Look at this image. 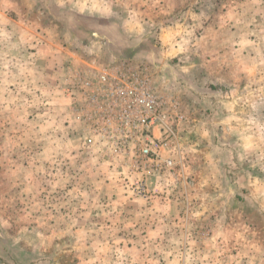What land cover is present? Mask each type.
Listing matches in <instances>:
<instances>
[{
  "label": "rangeland",
  "instance_id": "1",
  "mask_svg": "<svg viewBox=\"0 0 264 264\" xmlns=\"http://www.w3.org/2000/svg\"><path fill=\"white\" fill-rule=\"evenodd\" d=\"M103 71L171 104L146 198L62 94ZM0 264H264V0H0Z\"/></svg>",
  "mask_w": 264,
  "mask_h": 264
},
{
  "label": "built area",
  "instance_id": "2",
  "mask_svg": "<svg viewBox=\"0 0 264 264\" xmlns=\"http://www.w3.org/2000/svg\"><path fill=\"white\" fill-rule=\"evenodd\" d=\"M65 78L61 91L71 100L70 110L87 153L120 167L130 192L148 197V177L174 166L172 157L163 156L172 130L161 131L171 115V104L156 93L148 76L103 71Z\"/></svg>",
  "mask_w": 264,
  "mask_h": 264
},
{
  "label": "crops",
  "instance_id": "3",
  "mask_svg": "<svg viewBox=\"0 0 264 264\" xmlns=\"http://www.w3.org/2000/svg\"><path fill=\"white\" fill-rule=\"evenodd\" d=\"M65 26L66 27H68V31H70L71 29L69 28V24H67V23H65V25H64V27L62 28V27H60V31H64L65 30ZM58 27V26H57ZM59 28V27H58ZM73 45V44H72ZM77 45H79L80 47H82V43L81 44H77ZM71 46V45H70ZM69 44H67V42L66 41H63V40H61V41H51V40H47L46 41V48H48V50H49V53L50 54H52L53 53V51H59V55H57L58 57H59V59H61V60H63V61H66L65 59V57L66 56H64V54L66 53V51L69 49ZM70 61H71V63H72V67L73 66H75L76 64H78L79 63V60H78V58H76L75 60L74 59H70ZM81 61V60H80ZM64 71H66L65 70V67H64V69H63ZM63 72V71H62ZM61 72V73H62ZM51 155V154H50ZM54 155H56L55 153L53 154V156ZM64 155H66L65 153H63V152H61V159H64ZM51 157V156H50ZM66 162V161H65ZM84 164V163H83ZM83 164H81L79 167H81L82 169H85V168H83ZM95 170H93L92 171V168L90 169L92 172H93V175H95V173L98 171V170H96L97 169V167H95L94 168ZM96 174H98V172L96 173ZM70 174H67V176H69ZM84 175H85V172H82V173H79V177L80 178H83V180H85L86 178L84 177ZM96 183V182H95ZM84 188H80V191H83V193L84 194H86V195H91V191H94V189L93 188H95L94 186H92V184L90 185L89 184V186H87L86 184L83 186ZM85 187H89L88 189L87 188H85ZM79 191V192H80ZM69 192H70V190H69ZM101 193V192H100ZM81 202H83V201H87V199L86 200H80ZM88 202V201H87ZM77 204H78V202H77ZM83 204V203H82ZM89 205V202H88V204H83V206L82 207H87ZM95 206H97V205H95ZM99 206V205H98ZM101 207H102V205H100ZM68 213V212H67ZM69 214H70V212H69ZM89 222H91V221H89Z\"/></svg>",
  "mask_w": 264,
  "mask_h": 264
}]
</instances>
